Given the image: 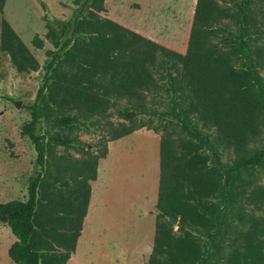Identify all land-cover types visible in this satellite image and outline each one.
I'll return each instance as SVG.
<instances>
[{"label":"trees","instance_id":"trees-1","mask_svg":"<svg viewBox=\"0 0 264 264\" xmlns=\"http://www.w3.org/2000/svg\"><path fill=\"white\" fill-rule=\"evenodd\" d=\"M220 1L230 7L195 0L183 53L101 17L104 0H74L78 10L69 26H60L62 38L45 23L54 48L24 106L29 118L19 127L32 144L35 170L26 179L24 200L0 202V222L14 237L6 250L12 262L68 264L88 181L106 142L142 127L158 130L140 116L178 130L159 134L155 230L146 264H207L217 254L228 214L240 218L242 202L257 206L264 200L261 186L244 197L249 182L241 177L264 162V138L254 144L257 124L264 123V43H257L264 40V0ZM31 43L41 46L35 34ZM0 52L18 72L38 67L3 18ZM108 109L121 121L112 122ZM72 127L103 134L91 150L55 131ZM56 146L76 147L82 156L54 155ZM219 148L230 151L229 162ZM167 217L176 219L177 233Z\"/></svg>","mask_w":264,"mask_h":264},{"label":"rangeland","instance_id":"rangeland-1","mask_svg":"<svg viewBox=\"0 0 264 264\" xmlns=\"http://www.w3.org/2000/svg\"><path fill=\"white\" fill-rule=\"evenodd\" d=\"M217 2L222 6L230 7L228 2L220 0ZM194 4L195 0H104V10L98 14L169 49L183 53L186 48ZM77 10L78 6L74 0L4 1L0 19H5L11 26L36 60L38 67L36 70L18 72L11 65L8 56L0 52V95L9 98L0 99V202L12 199L24 200L26 179L35 170L32 144L26 136L20 134L19 127L29 118L24 106L29 104L34 97L43 66L48 59L47 51L54 48L52 42L45 37V23L49 22L56 32L55 35L62 38L64 33L60 32V26L62 24L69 26ZM34 34L41 40L40 47L31 43ZM257 43H264V40L257 41ZM259 74L264 77V68L259 69ZM153 99L157 100L155 97ZM123 103V100L119 101V105ZM108 110L112 112L109 116L112 122L121 121L113 114V109ZM139 119L158 130L153 132L151 129L142 127L132 131L129 136L136 139H148L151 136L150 133H153L156 138L153 144L159 155L160 132L165 129L177 133V126L156 117L140 116ZM257 126L259 133L254 144L259 145L264 138V123L258 122ZM55 131L76 137L86 144L87 149L91 150L93 144L103 134L99 129L83 127ZM130 148L129 156L132 154L134 156L127 160L133 167V174L129 178L133 184H136L137 175L142 170L147 156L144 143L141 141H136ZM219 151L223 161L229 162L232 159L229 150L219 148ZM199 152L207 156L204 151L199 150ZM52 153L54 155L66 154L72 159L82 156L80 149L76 147L64 149L56 146ZM241 177L249 182L245 187L244 197L248 196L253 186H261L264 189V162L260 166L247 170ZM242 205L240 218L234 213L228 214L217 254L207 264H264V200L257 206L249 200L242 202ZM155 213L154 205V210L150 211L152 215L150 223L148 226L143 225L145 232L140 236L138 232L143 231L138 225L134 227L122 223L113 225L119 237L117 240H108L110 236L106 237V235L103 236V240L100 239L94 231V226L86 224L67 263L146 264L152 247ZM105 221L111 223V219H101L102 223ZM171 227L173 231H176V222H171ZM124 233L132 238L126 237ZM13 241L14 237L6 223L0 222V264H16L6 254L7 248Z\"/></svg>","mask_w":264,"mask_h":264},{"label":"crops","instance_id":"crops-1","mask_svg":"<svg viewBox=\"0 0 264 264\" xmlns=\"http://www.w3.org/2000/svg\"><path fill=\"white\" fill-rule=\"evenodd\" d=\"M129 135L130 133L107 141L104 157L97 160L95 178L88 181L89 198L76 244L86 224L94 226V231L100 239L103 240L106 235L110 236L108 240H117L113 225H138L143 231L138 232L140 236L145 232L143 225L148 226L150 223V211L154 210L158 186V155L153 144L156 138L153 133H150L148 139H136ZM136 141L144 143L147 157L137 175L136 184H133L129 178L133 174V167L127 160L134 156H129V150ZM102 218L111 219V223H102Z\"/></svg>","mask_w":264,"mask_h":264},{"label":"water","instance_id":"water-1","mask_svg":"<svg viewBox=\"0 0 264 264\" xmlns=\"http://www.w3.org/2000/svg\"><path fill=\"white\" fill-rule=\"evenodd\" d=\"M16 106H18V103H16ZM167 220L172 222V223H175L176 222V219L175 218H172V217H167Z\"/></svg>","mask_w":264,"mask_h":264}]
</instances>
